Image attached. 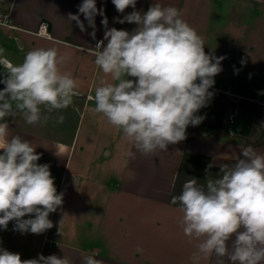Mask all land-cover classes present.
<instances>
[{"label": "crops", "instance_id": "0c3cea01", "mask_svg": "<svg viewBox=\"0 0 264 264\" xmlns=\"http://www.w3.org/2000/svg\"><path fill=\"white\" fill-rule=\"evenodd\" d=\"M154 2L178 8L204 39L205 52L225 59L223 71L209 89L214 96L197 113L205 117L199 125L201 134L188 141L187 128L184 141L145 156L92 111L95 104L89 97L94 96L98 81L112 82L95 65L91 50L103 39L104 17H95L93 39V29L78 13L82 0H0V9L16 26H0L5 58L18 65L32 49L55 47L67 54L63 68L80 85L72 105L52 114H62V124L50 120L46 125H29L19 113L6 118L8 138L19 135L29 140L41 157L38 163L50 166L63 203L49 215L53 227L42 234L14 231L15 221L7 230L0 228V248L20 254L22 260L54 254L81 264L85 254H92L102 264H191L199 241L183 234L182 213L171 198L190 178L205 184L210 163L212 178H217L220 166L233 164L249 146L245 140L264 137V0H137L135 10L146 12ZM96 4L104 10L109 29L131 32L137 27L116 22L131 13V7L119 13L112 0H96ZM69 13L80 15L86 31L69 20ZM42 23L47 35L37 33ZM252 147L264 154L263 146ZM28 218L34 214L24 217ZM138 247L143 251L138 252ZM201 264H218V258L212 256ZM224 264L231 262L225 257Z\"/></svg>", "mask_w": 264, "mask_h": 264}, {"label": "clouds", "instance_id": "9594fccd", "mask_svg": "<svg viewBox=\"0 0 264 264\" xmlns=\"http://www.w3.org/2000/svg\"><path fill=\"white\" fill-rule=\"evenodd\" d=\"M119 13L133 11L118 23H134L129 32L108 28L104 10L96 0H82V14L90 33L96 37L95 17H104L102 40L91 49L95 65L110 76L98 81L94 89L92 111L101 114L109 125L122 134L136 151L148 156L168 150L169 145L186 139L188 126H199L214 93L209 91L214 77L223 71L224 56L205 52V41L174 6L154 2L146 12L136 11L137 0H112ZM69 13L81 31H86L80 15ZM105 41H107L105 45ZM0 48V66L7 69L0 83V228L7 230L15 221L14 231L42 234L53 227L49 219L63 203L48 164H39L36 147L23 137L8 138L6 118L19 113L29 125H46L50 120L64 122L62 114L73 103L79 81L64 70L67 54L55 47H39L25 53L14 65ZM128 155L135 158V152ZM210 163L206 183L190 178L179 195L171 198L182 213L183 234L196 244L191 264H201L212 256L218 264L226 257L231 264H264V154L249 145L231 165H221L212 178ZM34 218L24 219L33 215ZM231 242V243H229ZM142 252L141 248H137ZM0 264H73L63 256L40 254L21 259L20 254L0 248ZM81 264H102L92 254H85Z\"/></svg>", "mask_w": 264, "mask_h": 264}, {"label": "built area", "instance_id": "2783aa9c", "mask_svg": "<svg viewBox=\"0 0 264 264\" xmlns=\"http://www.w3.org/2000/svg\"><path fill=\"white\" fill-rule=\"evenodd\" d=\"M0 26H6V27H10V28H16V26L13 24L11 18H10V14L8 12H5L3 10L0 9ZM38 34L41 35H47V28L46 25L44 23H42L37 31ZM7 69L5 68V70H2L0 73V78H4L3 73H6ZM234 117V114L231 113L229 115V120L231 121ZM52 213H50L51 215Z\"/></svg>", "mask_w": 264, "mask_h": 264}, {"label": "trees", "instance_id": "16d2710c", "mask_svg": "<svg viewBox=\"0 0 264 264\" xmlns=\"http://www.w3.org/2000/svg\"><path fill=\"white\" fill-rule=\"evenodd\" d=\"M202 132V129L199 126H188V133H187V140L191 141L193 139H196ZM244 143L246 145L251 146H263L264 147V137L261 140L251 142L250 140H245Z\"/></svg>", "mask_w": 264, "mask_h": 264}]
</instances>
